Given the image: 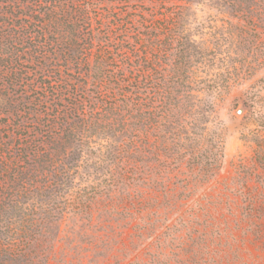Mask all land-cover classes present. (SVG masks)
Listing matches in <instances>:
<instances>
[{
  "label": "trees",
  "instance_id": "16d2710c",
  "mask_svg": "<svg viewBox=\"0 0 264 264\" xmlns=\"http://www.w3.org/2000/svg\"><path fill=\"white\" fill-rule=\"evenodd\" d=\"M205 3L264 14V0H0V264L58 262L61 233L132 221L143 180L187 159L213 175L207 123L229 85L225 37L191 24Z\"/></svg>",
  "mask_w": 264,
  "mask_h": 264
},
{
  "label": "rangeland",
  "instance_id": "374dc122",
  "mask_svg": "<svg viewBox=\"0 0 264 264\" xmlns=\"http://www.w3.org/2000/svg\"><path fill=\"white\" fill-rule=\"evenodd\" d=\"M148 9L134 3L130 11L138 17ZM190 13L196 37H225L217 56L229 87L205 135L222 141L219 167L194 177L187 159L162 185L144 179L132 221L124 212L105 217L110 224L98 229L76 230L72 241L61 233L60 261L51 264H264V14L245 23L209 3L192 5Z\"/></svg>",
  "mask_w": 264,
  "mask_h": 264
}]
</instances>
